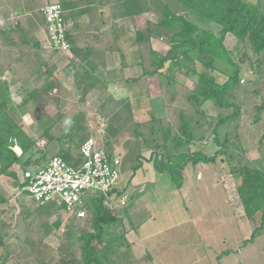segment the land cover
<instances>
[{"label":"trees","instance_id":"obj_1","mask_svg":"<svg viewBox=\"0 0 264 264\" xmlns=\"http://www.w3.org/2000/svg\"><path fill=\"white\" fill-rule=\"evenodd\" d=\"M150 12H155L158 15V21L154 24L146 19V14ZM190 16L199 22L205 21L208 24L217 25L220 28L218 34L201 28ZM126 19L132 23L134 30V38L130 43L125 27ZM20 31V27L15 28L14 32L0 27V46L3 47L9 43L10 45H16L13 41L16 42L15 37ZM227 35H232L238 44H243L254 53L263 52L264 12H260L258 8L244 0H167L165 4H157L156 0H120V79L123 80V84L131 82L134 90L137 81L142 79L141 76L123 78V70L128 66H132L128 61L129 48L136 47L137 59L140 62L147 59L151 67V70L142 72L143 77L154 76L158 81L161 79V83L160 81L158 83L160 89L163 80L173 83L175 82L174 72L187 68L189 72L197 76L194 89L187 94V101L196 112L205 115L203 107L207 103H212L220 109H232L230 115L218 117L215 123L212 131V142L219 148L212 156H207L201 151L179 152L182 148L189 150L192 142L198 141L193 137L189 123L183 119L182 112L179 115V135L174 134L172 128L167 124L163 125V118L153 115L150 122L147 123L146 129L148 131L144 137L143 132H138L137 128L134 130L135 137L141 140L143 145L151 151V156L149 159H144L139 154L136 158L137 165L130 167V170L135 172L141 168V160H144L152 162L156 171L168 172L173 181H181L182 172L188 165L194 167L198 164H212L218 157H227V142L226 140L219 141L217 130L220 126L238 117L239 107L232 100L235 99L234 89L241 80L239 65L232 61L230 52L224 45ZM67 38L69 39L68 34ZM163 38L166 39L165 49L156 52L152 49L151 41ZM142 48L147 52V58L145 59L141 54L143 52ZM227 69L231 72H228ZM219 77H224L225 80L220 82ZM75 86L79 97L78 103H84L94 84L90 81V77L84 74L76 79ZM54 87V84H46L44 88L34 91V94L22 98L18 105L6 94L5 88L0 87V177L12 179L17 187L19 186V178L13 170L14 166H19L22 172L31 170H33L31 172H36L48 164H46V152L39 149L36 145L37 141H33L25 133L19 116L24 114L22 109L30 105L34 107L57 105L58 98L50 94ZM134 94L132 100L138 108L137 110H139L138 105L145 106L143 96H146L145 98L148 99L147 107L155 111L157 104L154 103L155 100L151 101L148 98V93L138 94L136 92ZM159 100L162 102L161 98ZM263 108V106L257 108L256 120L259 119V111ZM141 109L146 108L142 107ZM123 110L124 108H121L120 112L111 117L109 122L106 123L107 135L105 137L107 139L103 147L105 150L109 145V139H115L119 132L126 127L121 123L120 126L119 123L117 124L119 119L120 122L125 120V113H121ZM62 116L65 120L69 118L71 120H68L66 124L68 134L61 137L62 141V138L68 135L67 147L58 156L70 165L77 164L80 162L79 148L92 134H90V129L87 127L82 113L71 114L70 111H67V113H62ZM74 126L75 128H72ZM42 132V136L45 137L48 135L49 129H42ZM148 132H150L149 137ZM154 135L157 136L155 144H161L152 147L151 141ZM261 143L264 145V134L261 137ZM73 151H76L77 154L73 155ZM108 152L110 155L113 154L111 151ZM230 172L239 180L236 192L244 213L243 217L246 219L259 217V225L253 229L249 240L246 241L252 242L256 237L264 235V171L242 165L233 167ZM125 180L130 182V177ZM119 184L120 186L118 185L114 190V195L122 197L123 189L121 188H123V183L121 180ZM25 195L26 193H21L17 195V198L20 199L18 201L20 203V217L22 215L21 218L27 221L36 212L26 209L29 206L22 203ZM31 201L39 207H35L34 210H39L40 207L47 205H51L56 211L61 209L60 206L54 203L40 206L34 200ZM54 210H51V212L48 210L44 214L51 215L55 212ZM86 212V217L83 220L89 223L88 226L91 227L92 231L82 230L76 238L79 246V256L72 250L71 244L68 242L59 245L56 249L57 253L54 255L53 250L44 244V238L48 230L38 235H36L37 230L33 229L32 232L29 230L26 232V236L29 235L30 240L24 239L21 243L26 244L36 255H41L40 259L44 260V264H75V262H79L78 264H101V255L102 257L106 256L103 250L107 249L108 244L103 248H98L94 245V242L97 245L103 243L101 239L105 230L103 225L114 223L117 219L115 216H119L115 212L112 213L110 208L105 206L101 197L89 200L86 205ZM60 225L57 220L54 222L55 228H59ZM33 236H37L36 239H33L34 242H32ZM2 239L3 237L0 236V246L4 245ZM5 254L11 255L8 251H5ZM9 257L11 258V256L6 257L1 254L0 264H9Z\"/></svg>","mask_w":264,"mask_h":264},{"label":"rangeland","instance_id":"obj_2","mask_svg":"<svg viewBox=\"0 0 264 264\" xmlns=\"http://www.w3.org/2000/svg\"><path fill=\"white\" fill-rule=\"evenodd\" d=\"M244 1L258 8L260 12H264V0ZM19 2L20 0L15 2L17 7ZM156 3L165 4L167 0H156ZM190 17L201 28L211 30L216 35L218 34L220 28L217 25L213 23L208 24L205 21L199 22L195 20L194 17ZM32 18L37 20L40 27L42 26L43 19L38 12H35ZM146 19L154 24L158 21V15L155 12H150L146 14ZM21 21H24V25L26 26L28 18ZM1 24L0 27H2ZM125 27L130 43L134 38V30L132 23L127 19L125 20ZM42 38L43 35H41L40 39L42 40ZM165 41V38L161 40H152V49L156 52L164 50L166 45ZM224 45L229 50L232 61L239 65V77L241 79L239 85L234 89L233 93L235 99L232 100V102L239 107L238 117L220 126L217 130L219 141L223 142L226 140L227 142L228 155L225 158L218 157L212 164H198L194 167L188 165L186 170L182 172L183 176L181 177V181H173L168 172H158L154 169L152 162H146L144 160H141L142 168H139L135 172L130 170V167L137 165L136 158L139 154L144 157V159H149L151 156V151L143 145L141 140L135 137L134 130L137 128L136 130L138 132H143L142 135L144 137L145 133L148 131V129H146L147 123H149L152 116L155 115L161 117V119L163 118V125L165 126L167 124L172 128L174 134L179 135V115L182 112L183 119L189 123L192 135L194 138L198 139V141L192 142L189 150L182 148L179 152L201 151L207 156H212L219 148L212 142V131L215 127V123L218 117L230 115L232 109H220L215 107L212 103H207L203 107L206 116L203 113L196 112L187 101V94L190 93V90L194 89L197 83V76L195 74L189 72L187 68L180 69V71L174 72L175 82L170 83L163 80L160 89L158 83L159 81L161 83V79L158 81L154 76L144 78L142 75L144 70H151L148 60H141L140 62V60L137 59L136 47L129 48L130 56L128 61L132 66L134 64V66H128L123 70V78H137L141 76L142 79L137 81L134 90L131 82L123 84V80L120 79L119 107L120 109L124 108L121 113H125L126 115L124 117L125 120L120 123L126 127H124L123 130L121 129L122 131L119 132L115 139H109V145L106 149L118 156L121 163L120 174L122 180L132 176L131 180L134 178L132 180L134 184H127L128 186L124 188L123 196L126 197L125 205L120 204L121 200L119 196H114L111 200L113 203L109 206L111 207V212H115L118 215L121 211L128 212L136 206L137 214L134 217L141 222L145 221V219H149L148 221L152 225L149 228L152 230L156 229L154 236L157 234L156 237L160 238V240L156 239L155 242L161 244V248H168L164 246V242L167 241H162L166 236L174 237L175 234L180 236L179 234L181 231L183 234H188L191 237L193 233L195 235L197 233V229L194 227V225L197 224L193 222L194 216L186 206L190 199L189 197L186 198V193L190 189V183L191 186L197 184V190L196 188H191V193L197 194L200 198L202 197L201 199H203V201L210 202L211 205L215 203L214 205L217 206V204H222V202L227 203V201L230 200L233 202L234 207L239 210L241 206L236 192L239 180L236 176L231 174L230 170L233 167L247 165L264 171V145L261 143V137L264 134V108L259 111V119L256 120L258 114L257 108H260V106L264 107V51L254 53L243 44H238L237 40L232 35L226 36ZM142 51L141 54L143 58H147V52L144 48H142ZM44 52L48 60H70L63 56H55L48 49L47 45L44 48ZM187 66L189 65L187 64ZM227 70L231 72V70ZM219 79L220 82L225 80L224 77H219ZM68 90L70 95L65 93L66 95L64 94L65 96L62 97V91H58L56 97L60 103L62 101L61 104L63 106L69 105L78 108L79 97H76L78 94H75L72 85H69ZM136 92L138 94L148 93V98L151 99V101L155 100L154 103L157 104L155 111L147 107L146 104L148 99L145 98L146 96H143L145 106L138 105L139 110H137L138 108H136L132 100ZM160 98L162 102L159 100ZM117 106V104L112 105L113 108ZM142 107H145L146 110L141 109ZM75 111H78V109ZM62 113H67V111H62L61 114ZM85 115L90 116L91 121L95 119L98 120V116L102 118V115L96 111ZM100 123V129L95 127L91 131L93 132L92 136L95 138L97 145L104 147L107 139L105 137L107 135V127L103 124L102 120ZM58 132H60V130ZM41 133L43 134V132ZM41 133H38L35 137L39 135V138L43 137ZM149 136L150 132H148V137ZM145 139L147 140V138ZM156 140L157 136L154 135L151 141L152 147L156 144H161H155ZM63 141H66V139L62 140L61 143L55 139L53 142L46 145L45 152L48 158L58 156L59 153L66 149L67 146ZM72 154L76 155L77 153L74 151ZM189 172L192 175L188 176ZM187 177L189 178L188 180ZM1 180L3 181L5 178L1 176L0 182H2ZM186 180L187 183L184 185V181L186 182ZM12 183L15 184V182ZM0 185L2 188L0 191L2 222L8 227V229L5 227L0 230L1 234H6L2 239L4 245L0 246V255L3 254L6 257L11 256V258L9 257L10 260L6 258L9 260V264H44V260L40 259L41 255H36L32 252V249L21 242L24 240L23 238L26 236L27 231L30 230V232H32L34 229L37 230V232L39 231L36 235L42 234L46 232L56 220L61 225L59 228L51 229L49 232L47 231L49 235L44 241V244L51 249H55L57 245H63L68 242L71 244L72 250L79 256V246L76 238L82 230L88 232L92 231L86 220L67 218L66 214L63 213L61 209L56 211L51 205L40 207L39 210H34L35 207L38 206L32 203L31 198L26 194L24 196L25 204L29 202L26 205L29 207L26 209L36 213L27 221H24L21 218L23 216L21 215L20 217V209L16 205V202L20 200L16 195L17 186L14 188H5V184L0 183ZM92 198L98 197L97 195H91L90 200ZM207 206L209 208H207ZM207 206L200 211L198 210V213H196L197 219H200L197 228L208 234L217 235L219 232L222 236L228 234V232L224 230V222H221V220L231 213V210H229L230 207H228L227 204L224 208L218 209L213 207L210 208V205ZM48 210H50V212L54 210L55 212L51 215H45L44 213ZM115 217L117 219L114 223L103 225L105 227L101 238L103 243L97 245L94 242V245L98 248H103L108 244L107 249L103 250L104 252L102 251L106 253V256L102 257L101 255V264H153L152 261H154L155 257H153L152 254L150 257L146 255L137 258V252L134 253L132 247L131 250H129L128 246L125 244V240L121 237V235L124 234L122 230L125 228L123 223L126 222V220L123 216ZM169 220H172V223H170ZM190 220L193 223H190ZM258 225L257 223L256 226ZM135 231L137 233L140 232L136 227ZM119 234H121L120 238L118 236ZM34 238L36 239L37 236H33L32 240ZM196 239L198 241L197 245L199 246V251H202L199 237ZM29 240L28 238V241ZM32 242H34V240ZM123 244L126 246H123ZM175 244H177V242ZM179 248L178 246L170 250V254H180ZM182 248L184 249L186 246L182 245ZM5 251L10 252L11 255L5 254ZM233 254H236V252H233ZM240 258L241 256L239 255L235 257V259H237L235 264H239ZM245 258H247L246 262H242V264H264V255L258 256L253 254ZM55 260L56 258L54 262ZM78 263L79 262H75V264ZM215 263L217 264V262ZM158 264L160 263L158 262Z\"/></svg>","mask_w":264,"mask_h":264},{"label":"crops","instance_id":"obj_3","mask_svg":"<svg viewBox=\"0 0 264 264\" xmlns=\"http://www.w3.org/2000/svg\"><path fill=\"white\" fill-rule=\"evenodd\" d=\"M16 1L0 0V24L3 23L1 24L2 27L6 30H12V32L17 27H20L21 30L15 37L16 42L13 41L16 45L9 43L3 47L0 46V87L5 88L6 94L18 105L22 98L34 94V91L44 88L46 84L55 85L50 94L56 96L58 91H62V97L69 94V85H72L75 94H78L75 89V81L81 75L87 74L94 84L86 101L78 104V108L69 105L63 106L62 101L60 103L58 100L57 105L50 104L45 107L30 105L22 109L24 114L19 116V120L23 130L30 139L37 141L36 145L39 149L45 151L48 143L55 139L61 143V137L68 134L66 124L71 118L65 120L61 114L62 111L66 110L70 111L71 114L82 113L85 117V123L90 129V134H93L91 130L95 127L100 129L101 120L106 125L111 117L120 112V0H49L60 4L63 9L64 22L71 43L70 60H48L45 55L44 48L46 45L48 46V42L45 22L40 12L45 0H20L18 7ZM35 12H38L43 19L41 27L37 20L32 18ZM25 18H28L26 26L24 25L25 22L21 21ZM41 35H43L42 40L40 39ZM113 104L118 106L113 108ZM76 109L78 111H75ZM94 111L101 114L102 118L98 116V120L91 121L90 116L85 115ZM118 123L120 125V119L117 121ZM42 129H49L48 135L41 138H39L40 135L35 137L42 132ZM59 130L60 132H58ZM67 136L62 138V140L66 139L63 141L66 146ZM52 157H47L46 164ZM13 170L20 178L19 174H21L22 169L15 166ZM189 173L188 176L192 175ZM4 178L5 180H1L0 183L5 184V188L16 186V183H12L15 181ZM120 180L123 183V188H121L123 191L126 186L134 184L131 177L130 182L124 181L122 178ZM187 180L184 181V185ZM189 185L190 189L186 193V198L189 197L190 199L186 206L194 216L193 222L197 224L194 225L197 233L196 235L193 233L191 237L181 231L180 236L178 234H175L174 237L166 236L162 241H167L164 242V246L168 248H161V244L155 242L156 239L160 240V238L156 237L157 234L154 236L156 229L149 228L152 226L148 221L149 219L141 222L134 217L137 214L136 206L128 212L121 211L118 215L123 216L126 220V222H122L125 226L122 230L124 234L118 236L120 238L121 235L122 239L125 240L129 250L132 247L134 253L137 252V258L146 255L150 257L152 254L155 257L152 261L153 264H158V262L160 264H216L215 262L217 264H235L237 262L235 257L239 255L241 256L239 264H242V262H246L247 258L245 257L247 256L264 255V235L256 237L252 242H246L256 227L259 217L244 218L242 207L239 210L236 209L230 200L227 203L217 204V206L214 205L215 203L211 205L210 202L203 201L202 197L191 193V188L197 190V184L191 186L190 183ZM1 189L0 185V191ZM22 203L25 204V201ZM226 204L230 207L231 213L225 216L221 222H224V230L228 234H224V236L220 235V232L217 235L208 234L197 228L200 221L196 217L198 210L200 211L207 205H210V208H224ZM16 205L19 207L20 203L16 202ZM207 208L209 207L207 206ZM0 212L2 213V211ZM171 221L169 220L170 223H172ZM193 222L190 220V223ZM5 227L8 229L6 224L2 222V215L0 214V230ZM135 227L139 229V233L135 231ZM51 229H55L54 223L47 229L48 232ZM48 232L44 241L49 235ZM4 235L6 234L0 233L1 237ZM196 236L199 237L202 251H199ZM23 239H28V237L24 236ZM176 242L177 244H175ZM181 244L185 245L186 248L183 249ZM126 245L123 244V246ZM178 246L180 247V254H170V250ZM57 248L58 245L52 249L54 255Z\"/></svg>","mask_w":264,"mask_h":264},{"label":"built area","instance_id":"obj_4","mask_svg":"<svg viewBox=\"0 0 264 264\" xmlns=\"http://www.w3.org/2000/svg\"><path fill=\"white\" fill-rule=\"evenodd\" d=\"M40 12L43 16L50 51L58 56L71 58V43L60 4L45 0ZM80 162L68 164L61 157H52L48 164L36 172L20 174L16 195L26 193L40 206L54 203L61 207L67 218L86 217V205L91 195H97L109 205L121 178V163L97 145L90 136L79 148ZM125 205L126 197H119ZM113 209V208H112Z\"/></svg>","mask_w":264,"mask_h":264}]
</instances>
